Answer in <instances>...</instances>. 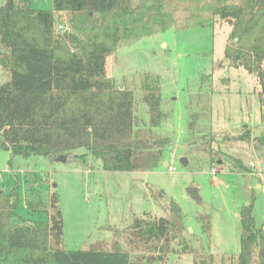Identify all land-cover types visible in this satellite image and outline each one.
<instances>
[{
    "label": "trees",
    "instance_id": "16d2710c",
    "mask_svg": "<svg viewBox=\"0 0 264 264\" xmlns=\"http://www.w3.org/2000/svg\"><path fill=\"white\" fill-rule=\"evenodd\" d=\"M62 16L72 31L57 32ZM218 20L232 27L234 44L225 47L231 66L256 76L264 121V0H53L50 10L33 8L31 0H6L0 7V66L11 78L0 86V148L24 158L85 149L77 158L92 156L105 171L155 170L172 146L156 131L166 118L160 79L147 74L143 81L147 125L135 113L133 90L107 76V59L123 42L212 27ZM238 140L264 146V137L252 138L249 129ZM228 158L247 170L240 159ZM17 205L13 192H0V264L163 263L185 229L175 202L168 218L136 219L131 241L151 245L154 254L133 261L119 250H65L56 195L49 202L27 200L28 209L47 221L17 219ZM253 209L251 203L240 210L237 264H264V224L256 223Z\"/></svg>",
    "mask_w": 264,
    "mask_h": 264
},
{
    "label": "rangeland",
    "instance_id": "374dc122",
    "mask_svg": "<svg viewBox=\"0 0 264 264\" xmlns=\"http://www.w3.org/2000/svg\"><path fill=\"white\" fill-rule=\"evenodd\" d=\"M31 4L39 10L53 8V0ZM66 18L58 20L57 32L60 26L72 31ZM231 32L222 20L212 27L169 30L123 42L107 59V76L133 90L135 113L147 125L143 81L147 74L160 79L166 118L156 131L172 139V146L155 170L105 171L92 156L85 162L77 158L85 149L24 158L0 148V192L17 196V219L47 221V215L28 209L27 200L49 202L56 195L65 250H119L137 261L154 252L151 245L131 241L133 223L168 218L175 202L185 229L172 244L174 252L154 264H196L210 258L213 264H237L242 206L253 203L256 223L264 224V146L238 137L248 129L252 138L264 137V121L256 76L232 67L225 57V47L234 44ZM10 78L0 66V86ZM228 155L240 159L247 170L232 165ZM169 165L175 166L174 173ZM191 187L199 189L200 201L189 195Z\"/></svg>",
    "mask_w": 264,
    "mask_h": 264
},
{
    "label": "water",
    "instance_id": "95a60500",
    "mask_svg": "<svg viewBox=\"0 0 264 264\" xmlns=\"http://www.w3.org/2000/svg\"><path fill=\"white\" fill-rule=\"evenodd\" d=\"M97 17L99 16L98 14L96 15ZM121 89H123V87H121ZM181 163H182V165H185L186 166V160L185 159H182L181 160ZM168 166V164L166 163L165 164V167H167ZM188 193H189V195L193 198V199H195V200H197V201H200V196H199V189L198 188H196V187H191V188H189L188 189Z\"/></svg>",
    "mask_w": 264,
    "mask_h": 264
},
{
    "label": "built area",
    "instance_id": "2783aa9c",
    "mask_svg": "<svg viewBox=\"0 0 264 264\" xmlns=\"http://www.w3.org/2000/svg\"><path fill=\"white\" fill-rule=\"evenodd\" d=\"M60 32L63 34V33H65L66 32V30L64 29V27L63 26H60ZM170 167H169V171L171 172V173H174L175 171H176V168H175V166L174 165H169ZM213 173H216V170L215 169H213V171H212Z\"/></svg>",
    "mask_w": 264,
    "mask_h": 264
},
{
    "label": "crops",
    "instance_id": "0c3cea01",
    "mask_svg": "<svg viewBox=\"0 0 264 264\" xmlns=\"http://www.w3.org/2000/svg\"><path fill=\"white\" fill-rule=\"evenodd\" d=\"M6 0H0V7L5 4ZM34 8V7H33ZM36 9V8H35ZM39 10V9H38Z\"/></svg>",
    "mask_w": 264,
    "mask_h": 264
}]
</instances>
